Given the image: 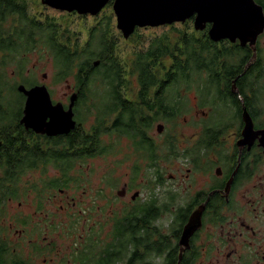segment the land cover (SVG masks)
Listing matches in <instances>:
<instances>
[{
	"label": "flooded vegetation",
	"instance_id": "af4514ba",
	"mask_svg": "<svg viewBox=\"0 0 264 264\" xmlns=\"http://www.w3.org/2000/svg\"><path fill=\"white\" fill-rule=\"evenodd\" d=\"M262 36L255 59L249 63V49L239 75L201 76L190 104L183 97L182 122L188 114L199 116V122L188 134L186 125L179 133V161L160 166L148 155L144 173L134 164L127 183L114 194L91 189L88 174L76 165L65 187L49 183L45 199H35L38 190L28 187L63 173L49 166L44 176L40 170L26 173V146L33 139H26L29 129L20 124L23 104L18 126L3 115L0 226L2 239L16 251L4 255L3 264H264V61H257ZM12 128L21 133L19 141L5 144L3 137ZM32 133L41 140L64 136ZM173 168L177 173L170 172ZM30 194L34 206L28 216L18 209ZM56 199L64 203L42 216L45 204ZM61 239L69 246L61 249Z\"/></svg>",
	"mask_w": 264,
	"mask_h": 264
},
{
	"label": "trees",
	"instance_id": "16d2710c",
	"mask_svg": "<svg viewBox=\"0 0 264 264\" xmlns=\"http://www.w3.org/2000/svg\"><path fill=\"white\" fill-rule=\"evenodd\" d=\"M254 1L264 11V0ZM108 7L100 16H90L93 22L81 34L68 27L55 29L51 18L30 14L27 0H0V125L3 115H7L18 126L24 97L16 87L38 85L31 74H23L34 54L51 60L53 85L65 84L77 93L73 107L76 127L63 139L41 140L32 137L30 130L26 133L27 140L33 139L26 146V173L40 170L44 176L47 166L60 168L63 173L59 179L37 180L40 187H28L38 190V201L45 199L49 183L53 188L65 187L69 169L79 165L82 172L86 159L112 155L122 138L131 142L136 153L151 156L156 165L157 147L151 137L155 124L172 125L162 150L168 160L178 158V137L173 132L181 116V89L188 92L201 76L219 79L239 75L251 56L249 48L237 42H212L207 29H192V20L165 26L167 30L149 41L137 35L140 29H136L128 38L133 46L124 52ZM261 52L258 48V62L262 60ZM9 69L14 77H7ZM20 134L12 128L4 135V143L19 141ZM3 231L0 226V264L4 263V255L16 252L2 239Z\"/></svg>",
	"mask_w": 264,
	"mask_h": 264
},
{
	"label": "water",
	"instance_id": "95a60500",
	"mask_svg": "<svg viewBox=\"0 0 264 264\" xmlns=\"http://www.w3.org/2000/svg\"><path fill=\"white\" fill-rule=\"evenodd\" d=\"M39 1L56 11L93 17L110 3L115 27L125 40L132 36L136 29L171 26L192 20L194 30L207 29L208 38L212 42H237L240 47L247 46L252 51L249 63L255 59L257 39L264 33V11L254 0ZM97 65L98 62H95L94 66ZM16 88L24 97L20 124L26 129L51 137L68 134L76 127L73 107L77 93L69 96L68 107L64 110L62 103H54L51 100L45 84L30 88L20 84ZM244 118L247 119V114H244ZM156 130L161 133L162 125H158ZM195 216L198 219L199 213Z\"/></svg>",
	"mask_w": 264,
	"mask_h": 264
},
{
	"label": "rangeland",
	"instance_id": "374dc122",
	"mask_svg": "<svg viewBox=\"0 0 264 264\" xmlns=\"http://www.w3.org/2000/svg\"><path fill=\"white\" fill-rule=\"evenodd\" d=\"M29 5V12L30 14L39 15L42 17H49L51 18V24L55 27V29L63 30L65 27H68L71 31L80 32L81 34L86 32V29L90 23L93 22V18L89 15L86 16H80L77 14H71L66 12H60L53 10L51 8H48L40 3L39 0H27ZM108 7V6H106ZM105 7V8H106ZM103 8L102 11L105 9ZM109 11L112 12L111 6L107 8ZM101 11V12H102ZM101 12L97 15L100 16ZM193 25H191L192 27ZM112 27L114 29V32L116 35L118 33L121 35V33L116 29L115 27V17H113L112 20ZM167 27V26H166ZM165 26L158 27V28H143L146 30H139L137 31V35L143 36V39L145 41H149L152 38L156 37L157 35L164 32L166 29ZM193 29V27H192ZM122 49L125 51L130 50V48L133 46V43L131 40L123 39L122 36H119L118 39ZM259 46H261L262 49V59L264 61V36L260 38ZM27 70L23 72L24 77L26 74H31L37 84H45L48 91H51L50 97L51 100L56 103H66L67 98L69 94L72 92L70 88H68L65 84L61 85H53L52 83V64L51 60L45 56L44 59H39L38 55H32L30 58V63L27 65ZM7 77H14L12 73V69H9L7 71ZM45 75V78H44ZM19 79V78H18ZM194 86L191 87V89L187 92L184 89H181L182 94H184L183 97H185V100L190 104V96L195 95L194 94ZM187 92V93H186ZM188 95V97L186 96ZM193 101V100H191ZM182 117H178L179 122L174 127V135H176L178 138L177 145L180 144L179 133H184V125L188 127V131L193 130L194 127L199 122V116H193V114H188L186 116L187 122H182ZM90 122H87L89 124ZM162 124V123H160ZM156 124L154 125L153 131L151 133V137L154 139V143L157 147V165L160 166H169L168 163L171 164V162L179 161V158H173L171 157L169 160L167 159V156H165L162 146H164L163 140L166 138V135L169 133V131L172 128V125L170 124H162V131L158 134V132L155 130ZM181 137V136H180ZM106 141L108 139H105ZM117 149H115L114 153L112 155H106L107 157L103 158H93L87 161V163L82 167V172L87 175L86 183L90 182L91 189L95 188H104L105 194L110 195L114 194L116 192V189L119 191L120 188H122L123 184L127 183L126 181L128 178H130V171L133 169V165L137 164L139 167V170L142 169V173H144V166L146 162V157L144 153H136L135 149L131 146V142L127 141L126 139L122 138L117 142ZM163 156L166 157L165 160H163ZM178 165V163L172 164V166ZM171 173H177V170L175 168L170 170ZM181 172L176 175V177L180 176ZM30 175H27L28 179L30 178ZM34 178L35 176L32 175ZM83 182V181H82ZM172 183L175 184L174 178L172 177ZM142 183L140 182L139 187H141ZM135 188H138L135 187ZM89 189V187L87 188ZM96 189V190H97ZM70 193V191H69ZM33 195H29L26 197V202L23 203L24 205L18 209V211H22L25 213V215L32 214L31 211L32 208H29V206H34L32 204L33 201ZM64 202H61L60 200L56 199L53 203H47L46 209L42 214V216L48 212V211H54L56 207H58L60 204H63ZM103 204V201H100V205ZM99 205V204H97ZM107 209V208H106ZM114 210V208H112ZM25 210V212H24ZM8 216H10V219H13V213H10ZM37 220L40 219V215L35 216ZM98 216L94 215V220H97ZM58 244L60 245L61 249L63 247L69 246V241L67 239H61L58 240Z\"/></svg>",
	"mask_w": 264,
	"mask_h": 264
}]
</instances>
